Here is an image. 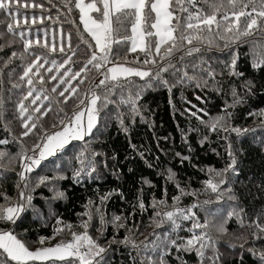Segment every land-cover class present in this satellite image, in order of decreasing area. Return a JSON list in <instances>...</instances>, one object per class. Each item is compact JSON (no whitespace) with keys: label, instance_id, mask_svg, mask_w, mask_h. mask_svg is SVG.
<instances>
[{"label":"trees","instance_id":"trees-1","mask_svg":"<svg viewBox=\"0 0 264 264\" xmlns=\"http://www.w3.org/2000/svg\"><path fill=\"white\" fill-rule=\"evenodd\" d=\"M33 3H43L44 9L28 7L21 9L23 14L16 13V18L22 25L18 31H25L29 39L39 36L41 40L44 39L46 31L49 44L54 42L57 47L63 44L65 52H48L47 49L34 46V51L43 54L49 61L40 69L45 78L43 87L47 91L41 94V100L35 105H31L35 93L24 102L26 106L30 105L25 118L32 114L33 121L39 117V124L32 133L23 136V118L19 115L17 105L23 95L27 94L29 85L27 78L22 82L20 77L27 63L35 57L31 53H25L24 59H20L19 54L24 51L23 44L17 35L8 33L6 27L8 22L13 21L0 14V20L5 21L0 23V33H4L0 36V139L9 141L8 144L0 145V150L8 153L0 159V192L10 196L13 203L19 198L20 190L32 196V207L22 214L17 224L3 226L14 227L20 238L31 249H36L41 247L40 237H53L54 229L71 224V231L65 229L54 239L46 241L44 246L54 245L60 240H71V232L84 231L79 225L81 220L88 219L82 214L89 210L86 205L92 201L90 208L93 219L88 233L94 239L98 238V243L105 248L109 247L113 237L119 241L126 235L131 236L137 243L145 238L149 242L157 239L153 233L159 234L161 238L168 233L172 239H187L193 234L188 231L192 227V220L178 219L180 227L175 231L171 222L157 227L159 218L154 220L156 211L172 210V198L180 194L175 186L178 182L188 193H194L182 196L179 207L187 208L193 203L199 205L193 209L196 217L200 223L207 219L210 225L208 229L194 231L197 234L201 231L207 232L211 240L205 241L208 246L203 250V260L195 251H177L175 247H170L164 256L166 264H261L258 253L264 251V233H260L256 223L264 225V116L260 115L264 110V66L254 68L252 64L254 53L259 51L260 45H264V33L255 31L251 36L241 37L228 49H224L225 41L214 34L204 33L205 41H194L193 45H188L185 41L184 46L169 58L175 69L181 71L170 68L162 74L163 78L168 80L171 91L169 87L159 85L145 90L137 100V114L131 110L130 105L122 104L120 100L122 95L127 97L129 90L135 94L136 86L144 84V80L139 77L129 78L132 84L122 79L119 81L122 87L117 86L111 94L108 93V88L117 82L109 81L106 85L97 87L104 77L92 65H88L90 71L81 73L75 80H71L70 84H60L59 79H49L52 75L59 78L70 68L71 72L64 77L65 81H68L84 66L91 52L95 50L81 41L78 30L93 46L95 41L84 30L83 23L79 20V10L72 5H69L73 7L69 13L61 0H52V4L47 0H21V5ZM198 6L209 11L203 4ZM34 16L37 19L44 16L43 24H31ZM49 16L52 19H47ZM25 19L27 24L24 23ZM128 27L130 34V25ZM69 34L71 49L75 51V55L69 50ZM123 34L125 33L122 31L121 35ZM207 40H212L213 43L210 45ZM193 46L199 47L200 51L187 55V50ZM112 47L117 52L116 59L119 62H123L125 58L132 61L137 55L125 52L123 45L113 44ZM12 52H16L17 56L8 63ZM230 54L239 57L236 71L243 73L242 76L229 75V69L224 66L225 62H230ZM68 56L72 57L71 62L57 71L56 67ZM140 56L143 58L142 53ZM53 59L57 61L55 67L50 63ZM40 62H44L43 58ZM157 62L161 66L167 63L159 60V57ZM128 66L140 67L138 64ZM147 67H152L155 71V66H145ZM48 68H53V71L49 73ZM183 71H187L189 76H195L196 79L178 82ZM208 71L215 72L214 80L207 75ZM32 78L34 86L39 90L41 85L38 78ZM81 80L83 83H79ZM205 80L208 81L207 86L204 85ZM198 82L200 86H197ZM249 83L252 85L251 91L246 87ZM14 84H20L21 87L15 88ZM57 84H60V87L53 93L51 89ZM74 86L77 87L76 95L69 96L68 102L64 103V98L58 93L64 88L70 89ZM89 90L101 97L97 104L102 110L93 135L83 142L73 143L63 153L47 160L40 167H34L31 173H25V180L21 181L18 175L23 171L20 154L26 151L28 156L35 155L33 147L40 143L39 137L45 130L52 132L62 127L59 125V119L64 117V113L71 116L73 111L77 110V97L84 98V94ZM233 90L236 93L235 98ZM45 94L49 95V100L43 99ZM65 95L68 96L69 93ZM106 95L112 102H108L104 107L103 98ZM234 99L240 102L227 108L231 113L227 125L253 129L252 131L240 135L222 129L211 131L197 119L200 117L208 121L210 117L223 114L226 105H233ZM38 106H41L42 111L44 107H50L51 110L47 115L41 116L40 113L32 112V109ZM61 108L64 109L63 113L60 112ZM200 109L203 111H199ZM192 112L197 115L192 116ZM120 119H123V125ZM33 121H28L29 125ZM53 124H56L57 128H53ZM229 145L236 158L235 172L230 171L225 177H214L215 182L222 178L227 181L220 185L218 192L205 190L204 181L214 176L209 170L220 171L230 163ZM81 151H85L88 156L92 153L98 154L95 156L97 170L91 178L86 177L77 183L73 179V171L80 167L76 156ZM184 157L188 159H183ZM169 170L175 174V181L168 180ZM55 176L64 178L52 180ZM41 177H49L50 180L38 185ZM25 183L27 188H24ZM17 184H20L19 189ZM57 191L63 192L64 197L57 198ZM109 193L111 195L101 205V197ZM230 196L235 199H229ZM154 199L166 200L169 207L161 205L154 209ZM140 200L145 205L144 209L139 207ZM204 201L210 203L205 204ZM0 203L4 201L0 199ZM96 206L101 207L108 221H111L114 215L125 217L126 220H121L120 223H125L126 227L117 229L109 223L101 236L98 231L100 223L95 211ZM233 209L239 213V218L236 215L228 218V213ZM57 220L61 223L57 224ZM221 224L226 231L218 230ZM254 233L260 238L254 237ZM177 242L181 241L178 239ZM249 249L257 254H253ZM160 251L164 249L158 250L156 254L149 250L148 254L157 259ZM103 255L105 264H140L137 252L122 243H111L109 251ZM56 264L64 262L57 261Z\"/></svg>","mask_w":264,"mask_h":264},{"label":"snow or ice","instance_id":"snow-or-ice-1","mask_svg":"<svg viewBox=\"0 0 264 264\" xmlns=\"http://www.w3.org/2000/svg\"><path fill=\"white\" fill-rule=\"evenodd\" d=\"M47 2L52 4V0H47ZM61 3L68 9L69 13L72 12L73 7L79 10V20L83 23L84 30L95 41V46L86 40L83 33H80L78 30L79 38L83 43L87 44L89 48L94 47L95 50L91 52L90 58L87 59L84 66L81 67L79 71L75 72L68 81H65L64 77L69 75V72H71L70 68L59 76V78L52 75L49 79L53 81L59 79L60 84H70L71 80H75L81 73L90 71L88 65H92V67L104 77V79L99 81L97 87L106 85V82L109 81L117 82L113 84L112 87L108 88V93L111 94L117 86L122 87V85H119V81L122 79L132 84L133 82L129 78L139 77L144 80V84L136 86L135 94L129 90L127 97L125 98L122 95L120 100V103L130 105L131 110L137 114H139L137 100L140 99L145 90L151 89L155 85L169 87L168 80L164 79L162 74L168 72L170 68L175 69V65L171 63L169 58L173 56L174 52L184 46L185 41L188 45H193L194 41H205L206 37L203 35L204 33L210 35L214 34L225 41L224 49H228L232 44L239 41L241 37L251 36L255 31L264 33V0H90L88 3H85V0H61ZM201 4L206 6L209 11H205V7L198 6ZM28 7L43 10L44 4L33 3L31 5H21V0H0V14L13 21L6 24L7 32L17 35L23 44L24 51L19 54L20 59H24L25 53H31L35 57L27 63L24 67L23 75L20 77L22 82L27 78V84L29 85L27 94L23 95L17 105L19 115L23 118L22 125L25 129L22 133L23 136L32 133L34 129L38 128L39 124V117L33 121V115L29 114L25 118V113L29 112L30 105L26 106L24 102L27 101L29 97H33V93H35L34 98L31 100V105H35L37 101L41 100V94L47 91L43 87L45 78L40 73V69L43 68L46 63H49V61L43 54L35 52L34 46L47 49L48 52H65L63 44L59 47H57L54 42L49 44L47 39L48 33L46 31L44 32L43 40H41L39 36L35 39H29L25 31H18L22 25L15 14H23L21 9ZM53 7H55V5H53ZM93 13L97 15L94 16ZM44 19V16L39 17V19L34 16L31 24H43ZM47 19H52V17L49 16ZM56 19L58 20L59 16H57ZM0 23H5V21L0 20ZM24 23H28L27 19H25ZM129 25L130 34H128ZM30 28L31 25H29V29ZM122 31L125 34L121 35ZM3 35L4 33H0V36ZM68 40L69 50L75 55V51L71 49L70 44L71 34H69ZM207 43L211 45L213 41L207 40ZM113 44L123 45V50L125 52L137 53L136 57L132 61H128L125 58L123 62H119L116 59L117 52L113 49ZM199 51V47L193 46L187 50L186 54L191 55L193 52ZM140 53L143 54V58H141ZM230 55V62H225L224 64V66L229 69V75L242 76L243 73H238L236 71L239 57L235 54ZM16 56L17 53L12 52L8 63H11L12 58ZM157 57H159L161 61H167V63L163 66L159 65ZM42 58L44 60L43 63L40 62ZM71 60L72 57L68 56L56 67V70L59 71V68L64 67L65 64H69ZM50 63L54 67L57 66V61L54 59L51 60ZM109 64L112 66L107 67ZM130 64H138L140 67L128 66ZM145 66H155V71H153L152 67L145 68ZM252 66L254 68L264 66V45H260L259 51L254 53ZM101 69L105 70L101 71ZM47 71L51 73L53 68H48ZM175 71L181 70L175 69ZM173 75H175V72H173ZM207 75L213 80L215 79L214 71H208ZM32 76L38 78L41 85L39 90L34 86ZM184 79L191 81L196 79V77L189 76L187 71H183L178 82H183ZM79 83H83V80ZM60 84L53 86L51 91L56 93ZM207 84L208 81L205 80L204 85L207 86ZM197 86H200L199 82ZM13 87L20 88L21 85L14 84ZM246 87L251 91V83L246 85ZM216 90L219 91V89ZM169 91H171L170 87ZM65 93H69V95L66 96ZM76 93L77 87L74 86L70 89L64 88L58 95L64 98V103H67L69 96H75ZM233 96L234 98L236 97L234 90ZM43 99L49 100L50 97L45 94L43 95ZM77 99V110L73 111L71 116L64 113V117L59 119V125L62 127L52 132L45 130L43 135L39 137L40 143L35 144L33 147V152L36 153L35 155L28 156L26 151L20 154L23 171L18 175L21 181L25 180V173H31L34 167L40 166L42 161L63 152L66 146L70 145L72 141H84L86 136L93 135V129L97 127L99 114L102 110L97 104V102L101 100V97L96 95L92 90H89L84 94V98L77 97ZM103 99L105 101L104 107L107 106L108 102H112L108 100L107 95ZM239 102L238 99H234L233 105H226L223 114L210 117L208 121H204L200 117H197V119H200L201 123L205 124L211 131L222 129L225 132H235L238 135L252 131L253 129L231 127L226 123L231 116L227 108ZM0 105H2V100H0ZM50 110V107H44L42 111L41 106H38L32 109V112L40 113L41 116H44L47 115ZM199 111H203V109ZM60 112L63 113L64 109L61 108ZM191 115L196 116L197 113L192 112ZM260 115L264 116V110L260 112ZM0 119H2V115H0ZM28 121L33 122L29 125ZM120 123L121 125L124 124L123 119H120ZM39 126L42 127V125ZM52 127L57 128V125L53 124ZM125 131H127V129H125ZM205 139H207V137H205ZM8 143V140L0 139V145ZM133 147L135 146L133 145ZM230 149L231 145H229L228 152L230 163L220 171H216L215 169L209 170L210 173H214V176L204 181L205 190L210 189L212 192H218L220 185L225 184L227 181L225 178H222L218 182H215L214 177H225L228 172H235L236 158ZM6 155H8V153L0 150V159H3ZM96 155L98 154L92 153L91 156H88L85 151H81L76 156L80 167L73 171V179L77 183L86 177L91 178L92 174L96 172ZM177 155H179V153H177ZM183 159L188 158L184 157ZM0 167H2V165H0ZM63 178V176H55L51 179L58 180ZM49 180V177H41L38 181V185L45 184L49 182ZM168 180L175 181V174L171 170H169ZM175 186L180 194L172 198L173 204L170 206L172 210L163 212L156 211L154 220L155 218H159V221L156 223L157 227H160L165 222H171L173 231L180 227V224L177 222L178 219L192 220V227L188 230L193 233L190 238L184 239L178 237L177 239H172L168 233H165L163 238H161L159 234L153 233L152 235L156 236L157 239L149 242L147 238H145L144 241L137 243L131 236L126 235L123 240L119 241L113 237L108 248L101 246L98 243V238L94 239L88 233L93 219V213L90 208L92 201H89V204L86 205V208H89V210L82 214L87 216L88 219L81 220L79 225L84 229L83 232H71V240H60L52 246H44L46 241L54 239L55 236H58L65 229L71 231L73 226L71 224H65L64 228L54 229L53 237H40L39 243L41 247L34 250L31 249L27 243L20 238V234L15 232L14 227H4L3 225H16L22 218V214L32 207V196L26 194L24 190H20L19 198L13 203L10 196L0 192V199L4 201V203H0V264H13V262L14 264H38V262L39 264H56L57 261L64 262V264H105L103 254L109 251L111 243H122L126 246H130L140 257V264H166L164 256L166 251L170 250V247H175L177 251H195L201 260H203V250L208 246L205 241L211 240V237L208 236L205 231H201L197 234L194 230L208 229L210 222L205 219L204 223H200L199 219L196 217V213L193 211L194 208L199 207L197 203H193L187 208L179 207L182 196L194 195V193H188L185 189L181 188L178 182H176ZM27 187L28 185L25 183L24 188ZM17 188H20V184H17ZM109 195H111V193L101 197V205L108 199ZM56 197L63 198L64 193L57 191ZM218 199H220L219 196ZM229 199L234 200L235 197L230 196ZM204 203L207 204L210 203V201H204ZM161 205L169 207L166 200L156 201L154 199L152 205L154 209ZM139 207L141 209L145 207L142 200L139 201ZM95 211L100 223L98 231L101 236H103L109 223L117 229L126 227L125 223H120L121 220H126L125 217L114 215L112 220L108 221L105 219L100 206H96ZM233 215L239 218V213L235 209L228 213V218H231ZM60 223L61 221L57 220V224ZM256 227L259 229L260 233H264V225L256 223ZM218 230L222 232L226 231L223 224L219 226ZM253 235L256 238H260L256 233ZM178 239L181 241L180 243L177 242ZM198 244L199 247H197ZM241 247L243 246L241 245ZM160 249H164V251L159 252L157 259H153V255L148 254L149 250L153 254H156ZM249 251H252L253 254H257L252 249H249ZM258 255L261 264H264V251L259 252Z\"/></svg>","mask_w":264,"mask_h":264},{"label":"water","instance_id":"water-1","mask_svg":"<svg viewBox=\"0 0 264 264\" xmlns=\"http://www.w3.org/2000/svg\"><path fill=\"white\" fill-rule=\"evenodd\" d=\"M97 124H98V123H97ZM93 130H94V129H93ZM87 137H88V136H86L85 139H86ZM75 142H83V141H72L70 145L66 146V149H67L68 147H70V146H71L73 143H75ZM66 149H65V150H66ZM65 150H64V151H65ZM64 151H63V152H64ZM63 152H61V153H63ZM61 153H58L57 155H59V154H61ZM54 157H55V156H54ZM52 158H53V157H49L47 160L52 159ZM47 160L42 161L41 164H40V166H41L43 163H45ZM40 166H38V167H40ZM38 167H36V168H38Z\"/></svg>","mask_w":264,"mask_h":264},{"label":"crops","instance_id":"crops-1","mask_svg":"<svg viewBox=\"0 0 264 264\" xmlns=\"http://www.w3.org/2000/svg\"><path fill=\"white\" fill-rule=\"evenodd\" d=\"M88 2H90V1H86V0H85V3H88ZM94 14H95V13H93V15H94ZM94 16H95V15H94Z\"/></svg>","mask_w":264,"mask_h":264},{"label":"rangeland","instance_id":"rangeland-1","mask_svg":"<svg viewBox=\"0 0 264 264\" xmlns=\"http://www.w3.org/2000/svg\"><path fill=\"white\" fill-rule=\"evenodd\" d=\"M111 65V64H110ZM27 162V161H26ZM50 246H52V245H50ZM34 250V249H33Z\"/></svg>","mask_w":264,"mask_h":264}]
</instances>
